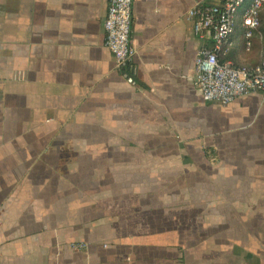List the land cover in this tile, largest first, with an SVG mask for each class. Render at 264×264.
<instances>
[{
    "label": "crops",
    "instance_id": "0c3cea01",
    "mask_svg": "<svg viewBox=\"0 0 264 264\" xmlns=\"http://www.w3.org/2000/svg\"><path fill=\"white\" fill-rule=\"evenodd\" d=\"M221 1L134 0L117 70L107 0H0V264H264V92L194 84L187 12ZM245 32L220 61L260 62Z\"/></svg>",
    "mask_w": 264,
    "mask_h": 264
},
{
    "label": "built area",
    "instance_id": "2783aa9c",
    "mask_svg": "<svg viewBox=\"0 0 264 264\" xmlns=\"http://www.w3.org/2000/svg\"><path fill=\"white\" fill-rule=\"evenodd\" d=\"M134 0H107V11L103 21L105 46L111 52L114 66L121 70L134 57L136 50L130 40L132 7ZM264 0H222L215 6H195L187 12L194 33L202 41L195 58L194 84L207 101L227 105L236 98L253 92H264V47L260 62L255 66H236L220 61L218 54L228 46L236 18L241 14L242 25L246 28V46H250L253 31L261 28L264 35V21L260 12ZM211 39L212 47L203 41ZM84 243H73L70 248L82 250Z\"/></svg>",
    "mask_w": 264,
    "mask_h": 264
}]
</instances>
